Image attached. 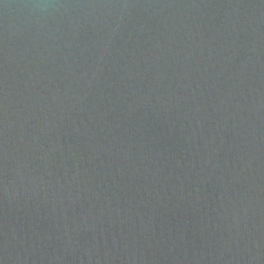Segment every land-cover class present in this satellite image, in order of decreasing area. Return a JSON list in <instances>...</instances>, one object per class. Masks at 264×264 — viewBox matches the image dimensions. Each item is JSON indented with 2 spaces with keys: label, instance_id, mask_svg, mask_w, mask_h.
<instances>
[{
  "label": "water",
  "instance_id": "obj_1",
  "mask_svg": "<svg viewBox=\"0 0 264 264\" xmlns=\"http://www.w3.org/2000/svg\"><path fill=\"white\" fill-rule=\"evenodd\" d=\"M0 264H264V0H0Z\"/></svg>",
  "mask_w": 264,
  "mask_h": 264
}]
</instances>
